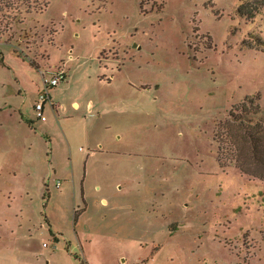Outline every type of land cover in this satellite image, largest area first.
Returning <instances> with one entry per match:
<instances>
[{"label": "rangeland", "instance_id": "rangeland-1", "mask_svg": "<svg viewBox=\"0 0 264 264\" xmlns=\"http://www.w3.org/2000/svg\"><path fill=\"white\" fill-rule=\"evenodd\" d=\"M243 2L37 0L0 17V264H264V128L230 116L264 121V0L250 19ZM59 67L71 145L58 119L34 135L17 116Z\"/></svg>", "mask_w": 264, "mask_h": 264}, {"label": "trees", "instance_id": "trees-1", "mask_svg": "<svg viewBox=\"0 0 264 264\" xmlns=\"http://www.w3.org/2000/svg\"><path fill=\"white\" fill-rule=\"evenodd\" d=\"M36 4H37V0H0V17L7 19L6 22L10 26L11 24H13V22H16L18 19H20V17L23 15V13L29 14V13L33 12V10L36 9ZM259 11H260V9H258V7L252 6L251 0H246V2H243L239 8V12L241 13V16L245 15V17L247 16V18H249V19L254 17ZM4 13H7V14H4ZM9 26H6V28L7 27L9 28ZM259 108H260L259 106H255L254 110H253V108H251L250 110H253L252 113H253V115L256 116L260 112ZM243 109H244L243 110L244 113H246V111H248L245 108H243ZM230 116L234 117L235 121L243 122L244 124H250L253 127H259V128L262 127V129L264 128V121L263 122L257 121L254 123L252 119H245L242 116L236 117L235 115H233V113H231ZM245 120H247V123L245 122ZM250 137L252 138V145H253L252 146V149H253L252 154L257 156V154H258L257 149L259 148L260 144H262V143L264 146V139H262L261 137H258L256 139V137H254V135H252V134H250ZM228 148H229V146H228ZM228 148L225 147V150L223 149V147L219 148V152H218V155H219L218 158L219 159H218V161L221 162L220 164L223 167H225L227 165V160L229 159L228 156H229L230 152H227ZM220 153H222V154H220ZM224 154L227 155V157L224 158ZM263 159H264V154H263ZM234 165L236 168H238L240 170V172H242L246 175L251 174L249 171H246V169H244V167L239 165V162L237 159L235 160ZM253 176H255V175H253ZM258 178L264 181V177L262 178L259 176ZM81 192H82V194H81L82 203H84V201H83L84 200L83 199V187L82 186H81ZM44 196H46V195H44ZM77 215H78V213H75V218H77Z\"/></svg>", "mask_w": 264, "mask_h": 264}, {"label": "crops", "instance_id": "crops-1", "mask_svg": "<svg viewBox=\"0 0 264 264\" xmlns=\"http://www.w3.org/2000/svg\"><path fill=\"white\" fill-rule=\"evenodd\" d=\"M3 85L4 84H2V86ZM40 88H41V82H40V85L38 86V88L32 93V99H31V110L32 111H31V113H29V114L26 113L25 111H23V108L22 109H17L18 112H19V115H17L18 116V120H19L18 121L19 124H21L23 126V128L26 129V131H28L30 134L37 135L38 132L39 133H44V131H47V130H44L43 125L48 124V122L50 120H52L51 118L54 117L55 119H58L57 121L59 122V127H57L58 132H60V130H61L62 134L64 135V137L66 139L67 144L71 145L72 141L75 139L76 129L78 127H77V125L73 126V123H71V121H69L70 119L63 118V117L60 116V114H59V107L60 106H58L55 103L54 97H53V92H54L53 89H55V88H53L50 91V95H51L52 102L54 103V105H56V117L51 115L50 111H52L53 109H52L51 105L49 103H47L45 105L46 121L43 122V121H40V120H38L36 118L34 106H35V102H36V99H37V94H38ZM72 105H73V107H75V106L80 107L79 103H77V102H74ZM10 107H11L10 105L7 106L6 104L1 105L0 106V114L3 111L8 110ZM10 110H11V108H10ZM48 113H49V115H48ZM56 187L59 189V188L62 187V184L57 183ZM80 264H89V263H87V262L85 263V262L82 261Z\"/></svg>", "mask_w": 264, "mask_h": 264}, {"label": "built area", "instance_id": "built-area-1", "mask_svg": "<svg viewBox=\"0 0 264 264\" xmlns=\"http://www.w3.org/2000/svg\"><path fill=\"white\" fill-rule=\"evenodd\" d=\"M67 78L68 74L65 67H59L55 69L50 74V77H42L41 88L37 94V99L34 106L35 116L38 120L43 122L46 121L45 105L47 103H49L52 109L55 110V105L52 102L50 91L65 82Z\"/></svg>", "mask_w": 264, "mask_h": 264}]
</instances>
